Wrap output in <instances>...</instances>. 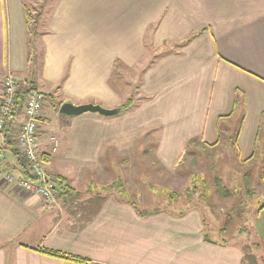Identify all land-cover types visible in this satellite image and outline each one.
<instances>
[{
  "label": "crops",
  "instance_id": "crops-1",
  "mask_svg": "<svg viewBox=\"0 0 264 264\" xmlns=\"http://www.w3.org/2000/svg\"><path fill=\"white\" fill-rule=\"evenodd\" d=\"M25 1L0 0V103L3 80L12 73L22 84L33 80L42 94L61 92L62 102L120 107L129 95L113 88L111 79L145 67L136 89L143 99L113 116L86 112L63 115L58 123L41 110L45 166L80 192L57 190L55 202L5 180L7 173L26 175L18 119L6 126L0 137L6 151L0 165V264H81L34 248L97 264H245L238 245L204 239L198 209L140 215L126 200L89 194L87 186L93 177L97 185L124 179L116 150L145 147L151 135L140 134L149 124H161L155 157L171 167L199 133L207 143L219 141V121L228 120L219 118L232 111L238 90L246 102L237 146L248 142L251 151L264 119V0H55L45 29H39L32 68ZM102 155L110 158L109 167ZM101 161V175L86 170Z\"/></svg>",
  "mask_w": 264,
  "mask_h": 264
},
{
  "label": "rangeland",
  "instance_id": "rangeland-1",
  "mask_svg": "<svg viewBox=\"0 0 264 264\" xmlns=\"http://www.w3.org/2000/svg\"><path fill=\"white\" fill-rule=\"evenodd\" d=\"M54 1H25L30 7L31 14L37 15V18L40 17L41 21L36 26L37 30L45 29ZM36 48L38 49V46ZM34 57L33 54L32 58ZM144 68L141 67L137 70L129 68L124 76L116 78L114 75L112 78L116 89H120L118 91H125V95L134 96L136 105L143 99V96L136 89L138 88L137 83L140 84ZM24 78L26 77L22 79ZM130 78L132 79L130 80ZM53 93V98L47 95L42 97V110L46 117L54 114V117L49 116V119L58 123V121H63V115L59 114L63 95L59 91ZM227 118V121H219V126L222 129V138L219 143H207L199 133L186 142L182 155L174 167L168 166L164 162V157L161 159L155 157V150L158 149L155 143L159 137L161 124H149L140 134L144 139L147 135H151V139L148 140L145 147L136 148L133 144L116 150L121 161L120 169L125 173L123 181L130 190L132 199L141 204L143 208H153L161 205V202L149 200L151 193L148 191V183L181 190L190 173L197 172L206 176L214 191V199L219 204V207L214 208L215 213L221 218V221L218 222L209 209L203 212L206 234L211 239L225 240L224 243H236L242 254H245L246 264H264V208L262 210L256 209L264 203V127L258 132L257 139L251 141V151L247 153L249 151L248 142L239 143L238 146L237 139L235 142V131L239 128L241 113L236 112ZM222 119L225 117L219 118V120ZM42 125L44 126V123ZM66 146V144L61 145L59 152L64 150ZM243 153H246V157L240 156ZM101 159H105L106 165L110 166L109 157L107 159L105 155H102ZM104 165L103 161L98 164L89 163L86 170H94L98 176L101 175L100 170L104 169ZM114 166L117 168L115 164ZM67 168L69 172H75L72 165H68ZM49 173L53 175L51 172ZM84 180L82 179V182ZM96 183L98 180L94 177L88 182L87 191L89 194L95 193ZM223 186L225 189L222 192L228 191V188L231 190V194L235 192L237 196H234L235 198L231 196L223 198L221 193L216 191L218 188L222 189ZM246 189L248 193L244 197ZM240 201L243 202L240 203ZM237 211L241 213L239 217H236ZM230 212L235 213V216H232ZM219 228L223 230L222 233L217 232Z\"/></svg>",
  "mask_w": 264,
  "mask_h": 264
},
{
  "label": "trees",
  "instance_id": "trees-1",
  "mask_svg": "<svg viewBox=\"0 0 264 264\" xmlns=\"http://www.w3.org/2000/svg\"><path fill=\"white\" fill-rule=\"evenodd\" d=\"M25 11L27 14V31L29 34V39H28V63L32 65V61L34 60V58H32V55L34 54L36 56V53H38V49L37 47V37H39V30H37L38 24H37V15L34 16L33 14H31V10L29 9L30 7L28 6V4L25 2ZM33 59V60H32ZM32 68V67H30ZM119 68L115 67L114 71H118ZM112 87H115V83L112 82L111 79V83ZM137 85L139 86L140 84L137 83ZM136 85V86H137ZM116 88V87H115ZM30 90H36V86L33 84V80H27L24 84H22V88L20 89L19 93H18V97H17V108L20 109L24 103V100L26 98L27 93ZM40 92V91H39ZM41 93V92H40ZM42 96L47 95V94H42ZM47 96H51L53 98V95H47ZM245 96L243 94V92H241L240 90H238L237 95L235 97L234 100V106L232 108V111L225 115V116H221V117H231L232 115H234L236 112L241 113V118H240V124H239V128L235 131L236 132V138H235V142L236 139L238 140V136L241 130V125H242V121L245 117ZM135 103V98L133 95H130L121 105V111L119 113L125 112L129 109H131L134 106ZM19 110H17L18 113ZM264 118V116H263ZM264 127V119L262 121V125H261V129ZM219 128V141L222 138L221 133H222V129L220 128V126L218 125ZM260 129V130H261ZM259 130V131H260ZM219 141H217L216 143H219ZM1 147L3 149H5V147H3L1 145ZM42 157V155H41ZM23 161V166L25 167L26 171V175L25 176H21V177H30V169H27L29 167V163L22 158ZM189 178L187 180V182L184 184L183 188L181 190H175L172 188H169L167 186H163V185H157V184H153V183H148V191H150V201H159L161 202V205L150 208H143L141 206V204L137 203L134 199H132V194L129 191V189L127 188V186L125 185V182L123 181V179L120 177L119 180H114L113 182L107 183V184H103V185H97V189L94 190L96 194L98 195H102V197H108L111 195H116L117 199H123L126 200V202L130 205H132L137 212L140 215H149L151 213L154 212H158V211H168L171 213H174L176 215H185L186 213H188L190 210L192 209H198L202 216H203V221H204V228H205V237L204 239L206 241H211L212 239L208 237V235L206 234V224H205V219H204V211L205 210H210L216 221L220 222L221 218L220 216H217V214L215 213L214 208L215 207H219V204L217 203V201L214 199V191L211 188V186L209 185V182L207 181L206 176L197 173V172H192L189 174ZM54 176V175H53ZM57 180V190L58 191H62V193L64 192H70V191H75L76 193H80L78 192L73 186H71V184L68 182L67 178L65 176L62 175H57L54 176ZM225 189V187L223 186L222 189L218 188L216 191L218 193H221V196L224 197H234L237 196L234 193L231 194V190H229L227 188L228 191L222 192ZM230 192V193H229ZM247 189H246V194L244 197L247 196ZM235 198V197H234ZM238 199V198H237ZM243 201H240V203ZM246 203V202H245ZM234 208V207H233ZM262 208H264V203L259 205L256 209L257 210H262ZM215 213V214H214ZM230 214L232 216H235L233 213L230 212ZM241 215L240 212H236V217H239ZM222 229L219 228V230H217V232L222 233ZM218 241V240H217ZM225 240H221L219 241L220 244L222 245H236V243H229V242H223ZM34 250L44 253V254H48L54 257H58V258H62V259H66V260H70V261H74L77 263H81V264H97L92 262L89 259L86 258H82L79 256H73V255H68L67 253H63V252H59V251H55V250H47V249H41V248H34ZM245 259V256H244ZM246 264V262H245Z\"/></svg>",
  "mask_w": 264,
  "mask_h": 264
},
{
  "label": "built area",
  "instance_id": "built-area-1",
  "mask_svg": "<svg viewBox=\"0 0 264 264\" xmlns=\"http://www.w3.org/2000/svg\"><path fill=\"white\" fill-rule=\"evenodd\" d=\"M21 88L22 83L12 73L5 76L0 103V137L6 135V126L18 119L16 141L21 158L29 163L31 175L18 177L13 173H7L5 180L31 194L40 196L47 202H55L58 196L57 180L46 169L40 151L39 117L43 96L39 91L30 90L22 107L18 109L17 97ZM5 153V149L0 145V165L4 161Z\"/></svg>",
  "mask_w": 264,
  "mask_h": 264
},
{
  "label": "water",
  "instance_id": "water-1",
  "mask_svg": "<svg viewBox=\"0 0 264 264\" xmlns=\"http://www.w3.org/2000/svg\"><path fill=\"white\" fill-rule=\"evenodd\" d=\"M121 111L120 107H104L95 102L74 103L70 100L64 101L59 107V114L65 116H76L86 112L99 113L104 116H113Z\"/></svg>",
  "mask_w": 264,
  "mask_h": 264
}]
</instances>
